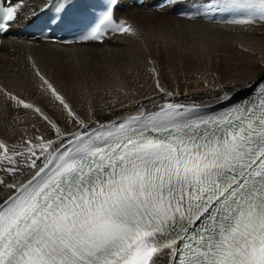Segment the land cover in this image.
Wrapping results in <instances>:
<instances>
[{"label":"snow or ice","instance_id":"snow-or-ice-1","mask_svg":"<svg viewBox=\"0 0 264 264\" xmlns=\"http://www.w3.org/2000/svg\"><path fill=\"white\" fill-rule=\"evenodd\" d=\"M125 2L44 0L39 12H28V0H0V33L20 17L51 13L49 27L78 31L82 42L138 38V29L117 16ZM130 2L162 19L227 13L229 24L264 23V0ZM32 70L71 128L0 87L13 107L55 134H25L19 148L0 141V168L12 177L0 176L7 190L0 264H264V74L221 91L219 109L209 111L204 102H165L155 110L141 104L105 121L91 109L81 116L35 61ZM152 71L158 93L174 96ZM24 170H31L26 179Z\"/></svg>","mask_w":264,"mask_h":264},{"label":"bare ground","instance_id":"bare-ground-1","mask_svg":"<svg viewBox=\"0 0 264 264\" xmlns=\"http://www.w3.org/2000/svg\"><path fill=\"white\" fill-rule=\"evenodd\" d=\"M41 5L39 1L25 4L35 10ZM127 17L140 32L138 38L120 36L102 45L71 47L6 43L0 47V87L41 106L70 129L58 102L40 90L32 61L77 113L87 118L91 109L95 118L105 121L134 113L141 104L152 110L165 102H213L233 84L264 74V23L214 27L141 11H132ZM153 68L158 70L162 86L174 96L158 93ZM93 93L101 96L89 101L87 97ZM25 134L55 138L46 122L13 107L0 93V141L19 148ZM24 172L22 178L26 179L31 170ZM1 174L11 182V176ZM6 195L7 190L0 187V201Z\"/></svg>","mask_w":264,"mask_h":264},{"label":"rangeland","instance_id":"rangeland-1","mask_svg":"<svg viewBox=\"0 0 264 264\" xmlns=\"http://www.w3.org/2000/svg\"><path fill=\"white\" fill-rule=\"evenodd\" d=\"M89 96H90V98H89ZM88 97H87V99L89 100V101H92L93 99L95 100V99H98V98H100L99 96H101L100 95V93L98 94V93H93V94H90ZM93 96H94V98H93ZM92 97V98H91ZM93 100V101H94Z\"/></svg>","mask_w":264,"mask_h":264}]
</instances>
